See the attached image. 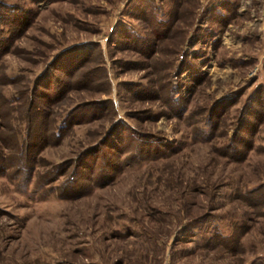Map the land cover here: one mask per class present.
<instances>
[{
  "label": "rangeland",
  "instance_id": "374dc122",
  "mask_svg": "<svg viewBox=\"0 0 264 264\" xmlns=\"http://www.w3.org/2000/svg\"><path fill=\"white\" fill-rule=\"evenodd\" d=\"M27 95L0 264H264V0H0L4 138Z\"/></svg>",
  "mask_w": 264,
  "mask_h": 264
},
{
  "label": "trees",
  "instance_id": "16d2710c",
  "mask_svg": "<svg viewBox=\"0 0 264 264\" xmlns=\"http://www.w3.org/2000/svg\"><path fill=\"white\" fill-rule=\"evenodd\" d=\"M21 99L22 107L17 111L25 117L27 138L19 133L7 139L0 132V176L11 178L17 175L29 181L32 166L36 163V152L45 146L58 144L67 133V123L71 122L67 114L62 119V125L57 126L56 121L49 118L51 114L40 110L39 104L31 96Z\"/></svg>",
  "mask_w": 264,
  "mask_h": 264
}]
</instances>
